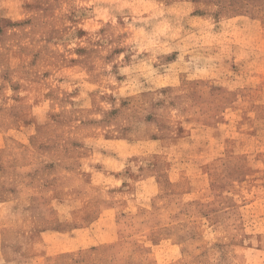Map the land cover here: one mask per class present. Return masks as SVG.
I'll return each mask as SVG.
<instances>
[{
	"label": "rangeland",
	"instance_id": "1",
	"mask_svg": "<svg viewBox=\"0 0 264 264\" xmlns=\"http://www.w3.org/2000/svg\"><path fill=\"white\" fill-rule=\"evenodd\" d=\"M0 264H264V0H0Z\"/></svg>",
	"mask_w": 264,
	"mask_h": 264
}]
</instances>
